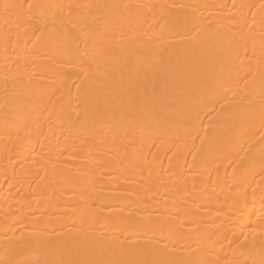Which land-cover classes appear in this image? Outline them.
Returning <instances> with one entry per match:
<instances>
[{"label":"bare ground","instance_id":"bare-ground-1","mask_svg":"<svg viewBox=\"0 0 264 264\" xmlns=\"http://www.w3.org/2000/svg\"><path fill=\"white\" fill-rule=\"evenodd\" d=\"M0 264H264V0H0Z\"/></svg>","mask_w":264,"mask_h":264}]
</instances>
